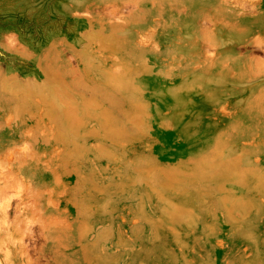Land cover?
I'll use <instances>...</instances> for the list:
<instances>
[{
  "label": "rangeland",
  "instance_id": "rangeland-1",
  "mask_svg": "<svg viewBox=\"0 0 264 264\" xmlns=\"http://www.w3.org/2000/svg\"><path fill=\"white\" fill-rule=\"evenodd\" d=\"M220 3L0 0V264H264V52Z\"/></svg>",
  "mask_w": 264,
  "mask_h": 264
},
{
  "label": "bare ground",
  "instance_id": "bare-ground-1",
  "mask_svg": "<svg viewBox=\"0 0 264 264\" xmlns=\"http://www.w3.org/2000/svg\"><path fill=\"white\" fill-rule=\"evenodd\" d=\"M220 8L221 11L226 12L227 18L229 19L227 21V25L230 28V34H229V41H232L234 43H242V44H247V45H252L255 46L258 49H261L264 52V0H220ZM133 5V4H132ZM232 7V8H229ZM253 7H257L258 8V14L255 18L251 19L248 18L245 14V10L247 8H253ZM184 8V7H183ZM105 10V9H104ZM182 10V9H180ZM248 10V9H247ZM252 10V9H251ZM256 10V9H255ZM107 11V10H105ZM110 11V10H108ZM250 12V10H248ZM247 11V12H248ZM179 12V11H178ZM227 12H231V13H227ZM252 12L254 13V11L252 10ZM251 13V12H250ZM112 15V9H111V13H109L108 15ZM252 14V13H251ZM116 18V17H115ZM131 21V20H130ZM201 22V21H200ZM207 25V23H206ZM143 41V40H142ZM146 41V40H144ZM143 41V42H144ZM148 44V42H147ZM222 44V43H221ZM220 44V45H221ZM216 45V49L218 48L219 44L215 43ZM254 47V48H255ZM206 48V46H205ZM257 50V49H256ZM258 51V50H257ZM260 51V50H259ZM207 56V55H206ZM205 56V57H206ZM256 56V55H255ZM210 57V55H209ZM254 63V61H253ZM259 69L260 71L256 73V75L254 76V79L260 78V77H264V61L260 62ZM257 70V69H256ZM38 102V100H37ZM221 108V107H220ZM224 111V110H223ZM39 113V112H38ZM6 119V118H5ZM10 119V118H9ZM8 120V119H7ZM9 121V120H8ZM7 121V122H8ZM10 122V121H9ZM8 124V123H7ZM50 130V129H49ZM41 133V132H39ZM29 134V133H28ZM24 144V143H23ZM28 145V144H27ZM16 147V146H15ZM26 147V146H25ZM28 149V148H27ZM58 151V150H57ZM28 151H26V154ZM30 152V151H29ZM57 153V152H56ZM25 154V153H24ZM31 154V153H30ZM10 156V154H9ZM15 156V155H14ZM19 156V155H18ZM23 156V154H22ZM26 156V155H25ZM24 156V157H25ZM17 157V156H16ZM15 157V158H16ZM10 158V157H9ZM19 158V157H18ZM13 159V158H11ZM25 159V158H23ZM6 160V159H5ZM8 160V159H7ZM14 160V159H13ZM10 161V159H9ZM5 162V161H4ZM3 162V163H4ZM14 162V161H13ZM2 163V162H1ZM0 163V164H1ZM25 163V161L23 162ZM18 164V162H17ZM8 165V164H7ZM6 165V166H7ZM21 165V163H20ZM3 166V165H2ZM17 166V165H16ZM4 168V167H3ZM10 169V168H8ZM6 172V171H5ZM8 172V171H7ZM2 174V173H1ZM0 174V176H2ZM8 174V173H7ZM11 175V174H10ZM13 175V174H12ZM11 175V176H12ZM14 179V178H13ZM1 180V178H0ZM3 181V180H2ZM1 181V182H2ZM6 181V180H5ZM14 181V180H13ZM8 184V183H7ZM10 184V183H9ZM3 185H5L3 183ZM9 187V186H8ZM4 188V187H3ZM5 190V189H4ZM2 190V186L0 185V192L4 193L6 191ZM4 191V192H2ZM2 196V195H1ZM0 196V197H1ZM4 196V195H3ZM38 196V195H37ZM4 201V200H3ZM10 201V200H9ZM34 201V200H33ZM8 203V202H7ZM36 203V202H35ZM5 204V202H4ZM17 204V203H16ZM3 205V203H2ZM8 206V204H7ZM24 207V206H23ZM1 210V209H0ZM7 211V210H6ZM4 214H6L5 211H3ZM5 216V215H3ZM15 242V241H14ZM24 242V241H23ZM24 245V244H23ZM22 245V242L19 243L18 245V249L19 252L23 257H26V246L24 247ZM6 248V247H5ZM1 249V248H0ZM4 250V249H3ZM7 250V249H6ZM18 251V250H16ZM7 253V252H6ZM5 255V254H4ZM21 256V257H22ZM7 258V257H6ZM12 258V257H11ZM27 258V257H26ZM8 259V258H7ZM9 260V259H8ZM11 261H8V263H10ZM16 263V262H15Z\"/></svg>",
  "mask_w": 264,
  "mask_h": 264
}]
</instances>
